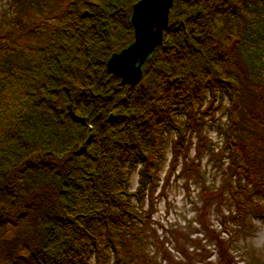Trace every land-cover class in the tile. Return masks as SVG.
<instances>
[{"label":"trees","instance_id":"obj_1","mask_svg":"<svg viewBox=\"0 0 264 264\" xmlns=\"http://www.w3.org/2000/svg\"><path fill=\"white\" fill-rule=\"evenodd\" d=\"M247 1L173 0L134 84L106 67L133 37V0H72L42 42L0 33V264H158L146 249L144 195L152 203L168 144L174 159L190 118L217 94L229 99L225 181L243 224L264 187L263 71L237 55L264 54V0H253L256 18Z\"/></svg>","mask_w":264,"mask_h":264},{"label":"rangeland","instance_id":"obj_2","mask_svg":"<svg viewBox=\"0 0 264 264\" xmlns=\"http://www.w3.org/2000/svg\"><path fill=\"white\" fill-rule=\"evenodd\" d=\"M71 1L0 0V33L10 29V35L19 41L42 42L54 23H61V12ZM253 4L248 0L245 9L253 11L250 14L255 18L261 17L260 7ZM242 15L237 22L240 29L249 23ZM12 18L21 23L11 29ZM262 28L256 25L255 34ZM237 55L252 70L263 71L264 76V54L255 61L244 50ZM228 100L227 95L217 94L205 101L207 112L199 119L196 115L190 118L194 128H186L185 147L174 159L172 143L168 144L152 203L144 195L143 208L149 205L146 249L158 264H264V187L249 197L254 212L247 213L243 224L233 220L230 213L237 200L229 191L225 168L228 156L222 147ZM176 132L171 129L168 138L176 137ZM164 176L168 178L162 184ZM137 180L135 166L130 172L132 189ZM12 232L9 225L3 234L10 236Z\"/></svg>","mask_w":264,"mask_h":264},{"label":"water","instance_id":"obj_3","mask_svg":"<svg viewBox=\"0 0 264 264\" xmlns=\"http://www.w3.org/2000/svg\"><path fill=\"white\" fill-rule=\"evenodd\" d=\"M172 4L173 0H157L158 25L153 26L152 38L146 46L138 44L136 12L134 3L132 4L129 22L132 26L133 38L113 50L106 60L107 69L114 75L121 77L122 83L134 84L140 81L145 62L151 58L155 47L162 40L163 30L168 25L169 11ZM134 48L136 49V54L130 60L120 64L117 63L118 56Z\"/></svg>","mask_w":264,"mask_h":264},{"label":"snow or ice","instance_id":"obj_4","mask_svg":"<svg viewBox=\"0 0 264 264\" xmlns=\"http://www.w3.org/2000/svg\"><path fill=\"white\" fill-rule=\"evenodd\" d=\"M136 12L138 44L146 46L152 38L153 26L158 25L157 0H133ZM136 54V49L129 50L117 57V63H124Z\"/></svg>","mask_w":264,"mask_h":264}]
</instances>
